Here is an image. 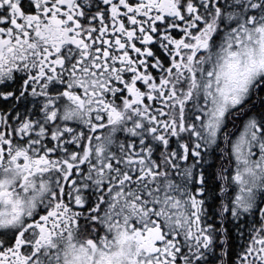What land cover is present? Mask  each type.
<instances>
[{
  "label": "snow or ice",
  "instance_id": "obj_1",
  "mask_svg": "<svg viewBox=\"0 0 264 264\" xmlns=\"http://www.w3.org/2000/svg\"><path fill=\"white\" fill-rule=\"evenodd\" d=\"M0 264H264V0H0Z\"/></svg>",
  "mask_w": 264,
  "mask_h": 264
}]
</instances>
